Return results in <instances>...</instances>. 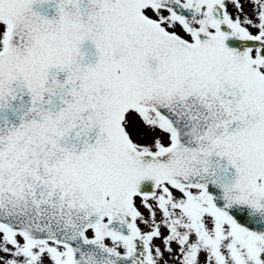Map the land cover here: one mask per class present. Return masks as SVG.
Returning a JSON list of instances; mask_svg holds the SVG:
<instances>
[{
    "label": "snow or ice",
    "instance_id": "1",
    "mask_svg": "<svg viewBox=\"0 0 264 264\" xmlns=\"http://www.w3.org/2000/svg\"><path fill=\"white\" fill-rule=\"evenodd\" d=\"M0 0V264H264V0Z\"/></svg>",
    "mask_w": 264,
    "mask_h": 264
},
{
    "label": "water",
    "instance_id": "2",
    "mask_svg": "<svg viewBox=\"0 0 264 264\" xmlns=\"http://www.w3.org/2000/svg\"><path fill=\"white\" fill-rule=\"evenodd\" d=\"M33 7L41 15L47 16L50 19L56 15V7L54 6L52 0L48 4H44V5L36 4Z\"/></svg>",
    "mask_w": 264,
    "mask_h": 264
}]
</instances>
